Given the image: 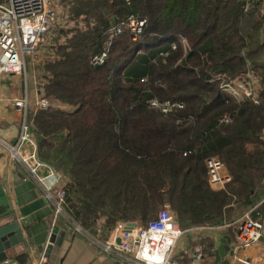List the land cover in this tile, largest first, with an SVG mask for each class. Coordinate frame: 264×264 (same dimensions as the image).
I'll return each mask as SVG.
<instances>
[{"label": "trees", "instance_id": "trees-1", "mask_svg": "<svg viewBox=\"0 0 264 264\" xmlns=\"http://www.w3.org/2000/svg\"><path fill=\"white\" fill-rule=\"evenodd\" d=\"M260 6L74 0L58 10L41 35L48 57L33 68L50 106L28 111L26 121L38 157L70 179L65 198L84 230L102 240L119 223L146 226L165 203L182 230L211 226L238 218L231 217L234 204L251 205L264 176V40L245 27ZM129 14L147 21L138 40L111 33ZM108 42L104 62L93 65ZM250 67L257 103L221 88ZM150 99L182 108L163 113ZM224 114L229 123L219 122ZM207 157L224 163L225 189L210 187ZM212 249L209 238L199 247L204 257Z\"/></svg>", "mask_w": 264, "mask_h": 264}, {"label": "built area", "instance_id": "built-area-1", "mask_svg": "<svg viewBox=\"0 0 264 264\" xmlns=\"http://www.w3.org/2000/svg\"><path fill=\"white\" fill-rule=\"evenodd\" d=\"M72 1L74 0H0V74L25 73L26 55L40 42L42 33L55 20L58 10ZM260 1L264 6V0ZM146 24L144 17L129 14L115 23L111 33L117 36L127 32L132 40H138ZM182 42L185 45L184 40ZM109 46L110 42L106 44L105 50L92 59L93 65H101L104 62ZM171 47L175 48L174 42L171 43ZM142 80L144 81L145 78ZM257 83L258 78L254 70L246 68L241 78L224 81L221 88L238 100L257 103L258 95L255 90ZM13 105L23 118L20 134L22 140L26 138L29 127L26 121L27 94L16 98ZM49 106L50 102L47 99L40 98L35 103V111L47 109ZM149 106L167 113L182 108V103L150 99ZM230 121V116L226 114L219 119L222 123ZM205 170L211 188L225 189L230 177L219 158L207 157ZM62 175L64 174L57 169L42 179L47 197L54 202L58 211H61L66 202ZM75 226L77 230H81L79 224ZM204 227L231 231L228 233L232 237L229 244L231 251L228 255L229 264H264V197L248 205L235 220ZM183 232L172 210L164 206L158 211L156 218L149 221L146 226L119 223L106 241L97 239L95 241L101 244L103 251L107 253L117 256L127 255L129 264H176L171 262L172 251ZM201 256L199 248H195L194 259L200 261ZM0 264H15V261L7 258Z\"/></svg>", "mask_w": 264, "mask_h": 264}, {"label": "crops", "instance_id": "crops-1", "mask_svg": "<svg viewBox=\"0 0 264 264\" xmlns=\"http://www.w3.org/2000/svg\"><path fill=\"white\" fill-rule=\"evenodd\" d=\"M48 53L44 52L40 60L32 59L25 66V73L0 74V181L18 219H25L26 223L21 229L23 243L15 248L18 257L12 259L15 264H129L127 255L117 256L103 251L101 244L95 241L100 239L81 226V230L76 229L78 223L70 212V201L66 200L61 211L57 210L54 202L47 197L42 179L58 168L38 157L37 137L29 123L26 138H20L23 118L13 102L26 93L28 111L35 110L36 101L42 97L35 84L33 68L40 65ZM62 177L64 185L70 181L65 174ZM72 200H75L73 194ZM128 223L140 225L134 221ZM54 226L58 232L54 241L50 242ZM113 229L107 231L109 233L101 241H106ZM188 230L199 234L200 239L192 241L196 246L189 245L187 248V244L181 245V241L176 246L182 235L178 238L173 248L178 257L173 261L176 264H195L193 251L195 247L202 246L207 238L213 243L211 256L206 255L198 263H210L216 238H224L229 233L204 226ZM229 254L228 251L227 259Z\"/></svg>", "mask_w": 264, "mask_h": 264}, {"label": "water", "instance_id": "water-1", "mask_svg": "<svg viewBox=\"0 0 264 264\" xmlns=\"http://www.w3.org/2000/svg\"><path fill=\"white\" fill-rule=\"evenodd\" d=\"M128 224L134 226L135 223ZM25 225V219H18L0 181V262L7 258L17 259L18 255L16 254L15 248L23 243L21 229ZM57 232L58 229L54 226L50 242L54 241ZM216 239L214 243L215 249L212 254L213 259L210 263L206 264H229L226 256L228 251L231 253L229 249L230 237H217ZM117 242H119V239H117ZM202 259H204V256H201L200 260ZM198 262L199 260L194 259L195 264H199Z\"/></svg>", "mask_w": 264, "mask_h": 264}, {"label": "rangeland", "instance_id": "rangeland-1", "mask_svg": "<svg viewBox=\"0 0 264 264\" xmlns=\"http://www.w3.org/2000/svg\"><path fill=\"white\" fill-rule=\"evenodd\" d=\"M257 16H256V19L251 22L250 24V27L246 26L245 27V31H251L252 34H253V37L256 38L258 37L257 39L259 41H261L260 43H262V41L264 40V6H260V8L258 9V12L256 13ZM55 21V20H54ZM53 23V22H52ZM51 23V24H52ZM50 24V25H51ZM50 25L47 27V29L45 30L46 32L48 31V28L50 27ZM258 29V30H257ZM44 31V32H45ZM51 33V32H50ZM44 39H42L41 37V40L40 42L35 46V48L33 50H31L25 57V63L26 65H28V63H31L32 62V59H36V60H40L41 58H43L42 55H45L44 52H46V47H43V41ZM259 61V60H258ZM31 64H29L30 66ZM31 67V66H30ZM251 68V67H250ZM252 69V68H251ZM255 72V71H254ZM257 87H258V83L256 84L255 86V90H256V94L258 95V90H257ZM30 99H31V96H30ZM255 199L253 200V203H256L258 202L259 200H261L263 197H264V176H263V179H262V182H261V185L260 187L257 188L256 190V195H255ZM164 206H168L171 210V207L169 206V204L165 203L161 206V208H163ZM248 207V205H245V206H241V208H238L236 204H234L232 206V216L231 217H238L239 215H241L245 209ZM220 232H224L222 230H218ZM226 234V233H225ZM229 236V235H228ZM230 237V236H229ZM232 239V237H230ZM200 239V235L199 234H196V233H193V232H190V230L188 229H184V232L181 236V238L178 240V242L176 243V246H178V243L181 241V245H186L187 244V248H189L188 246H196V245H193L192 244V241H195V240H198ZM264 241V239H263ZM175 246V247H176ZM197 248V247H195ZM199 248V247H198ZM175 249V248H174ZM175 250L172 251V257H171V262L174 261L175 259L177 260L178 257L176 256L177 254H175Z\"/></svg>", "mask_w": 264, "mask_h": 264}]
</instances>
